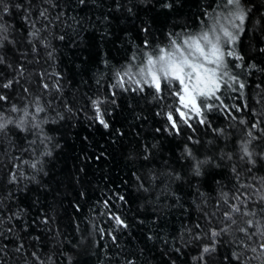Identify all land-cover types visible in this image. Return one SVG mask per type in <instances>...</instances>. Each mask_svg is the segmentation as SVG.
Returning a JSON list of instances; mask_svg holds the SVG:
<instances>
[{
    "label": "trees",
    "instance_id": "1",
    "mask_svg": "<svg viewBox=\"0 0 264 264\" xmlns=\"http://www.w3.org/2000/svg\"><path fill=\"white\" fill-rule=\"evenodd\" d=\"M231 1L242 10L254 9L238 42L245 67L235 68L236 61L229 58L232 70L241 74L245 88L242 93H222L224 107L205 118L210 126L205 127L199 120L189 122V126L176 114L179 128L169 130L166 115L161 117L157 113L162 106L167 113L166 105L175 109V96L165 91L166 99L156 104L151 95L141 99V94L117 89L115 99L117 103L123 102V112L113 121V131L119 129L125 136L116 145L111 137H101V128V132L89 138L91 146L86 142L82 151L80 139L88 134L92 123L87 119L93 114L90 99L111 97L115 71L141 63L171 42L198 32L216 14L226 11ZM17 2L26 4L27 0H9L10 14L4 19L11 29L10 38L18 41L20 51L11 44H6V49L17 67L23 65L24 73L16 77L19 83L11 89H0V94L8 97L0 101V112L18 119L25 108L35 113L39 101L45 111L37 119L48 122L42 125L43 133L31 128L21 131L12 124L5 130L6 135L0 134V211L5 218L22 211L21 219L12 221L17 230L11 235L6 232L8 238L0 244L7 245V253H0V264H124L130 258L127 252L135 251L139 258L141 249L145 250L143 259L148 264H207L208 259L213 264H229L225 259H231L229 235L220 237L223 243L217 244V251L211 256L204 254L203 248L211 246L209 224L223 227L222 193H228L234 203L239 185L247 183L251 187L240 195L252 196L248 204L253 209L264 206L257 198L264 192V160L258 159L249 174L247 169L251 166L246 158L241 159V144L249 139V131L255 137L250 150L254 155L264 154V123L251 128L252 123L264 121V53L259 51L264 47V0H223L219 6L218 0H132L136 5L134 14L127 12L129 0H121L125 8L119 12L115 11L114 0H87L85 5H80L79 0H57L59 7L50 9L53 21L48 25L49 47L37 42L36 52L28 44L29 25L15 8ZM169 3L171 8L167 7ZM40 7L41 0H34L33 9ZM109 8L113 11L105 20ZM258 19L260 25L256 24ZM144 28H148L149 34ZM60 35L65 39H59ZM145 40L150 41L149 49L144 48ZM138 48L137 58L128 64ZM251 64L256 67L249 69L247 65ZM0 71L10 78L14 75L12 69L4 66H0ZM57 76L59 92L54 87ZM45 82L52 87L45 89ZM13 105L18 112L11 111ZM66 106L72 107L75 115L68 114ZM57 112L66 118L60 120ZM240 120L247 123L240 124ZM44 135L51 138L48 148L53 151L52 157L38 155L44 149L39 143ZM34 139L36 158L43 161L48 172L37 179L46 187L25 180L19 187L9 184L11 171L16 170L18 163L16 158L33 156L29 142ZM55 144L62 147L56 149ZM101 145L112 155L101 162H87L86 174L81 173L79 170L86 162L78 157L83 152L98 154ZM205 161L199 165L201 175H195L197 163ZM23 170L26 175L32 174L30 167ZM77 175L80 183L76 181ZM176 175L181 179H175ZM141 184L147 192L140 188ZM82 191L86 192L83 197L79 195ZM117 193L124 195L128 203L117 199ZM109 197L112 199L105 208ZM110 213L122 216L130 225L127 230L113 232L116 243L107 235L116 228L109 219ZM45 216L49 220L47 225L40 222ZM34 217L39 219L32 224ZM25 221L31 224L27 231L23 230ZM148 235L155 239L147 241ZM21 241L26 251L16 253L15 246Z\"/></svg>",
    "mask_w": 264,
    "mask_h": 264
},
{
    "label": "snow or ice",
    "instance_id": "2",
    "mask_svg": "<svg viewBox=\"0 0 264 264\" xmlns=\"http://www.w3.org/2000/svg\"><path fill=\"white\" fill-rule=\"evenodd\" d=\"M34 0H27V3H15V8L18 11L23 13L24 21L29 25L28 31V44L32 46L33 52L37 50V42L42 43L45 48L49 47L50 41L48 40V25H50L53 21L52 15H50V9L58 8L59 4L57 0H41V7L37 9H33ZM87 0H79L80 5H85ZM95 3V0H92ZM115 3V11H122L125 8V5L121 3V0H114ZM223 3V0H218L217 6ZM130 6L127 7V12L129 14H134L133 9L136 7L132 0H129ZM171 4L169 3L167 7L171 8ZM11 5L9 0H0V66H4L5 68L12 69L13 76L10 78L5 72L0 71V89H11L14 84H18L19 80L16 77H22L24 73L23 65H19L17 67V62L11 59L8 55L6 44H11L16 50L19 52L18 41L15 38H10V26L5 22L4 17L10 14ZM113 9L109 8L108 13L105 14L104 19L107 20L109 14L112 13ZM242 15L239 18V29L235 35L230 34V40L226 42L224 46V52L222 55V60L224 61V71L222 75L216 76L211 83L208 84L205 88H197L195 84L192 83L191 79L186 80L183 71H176L171 74L167 71L164 76L157 74V72H153L150 65V58L148 61L149 68L147 73L142 72V78H137L133 80L129 75V71H124L123 66L117 69L114 73L113 79L114 83L111 84V97L105 95L104 97L97 96L95 98L90 99L91 109L93 114L87 116V119L91 120L92 123L87 130V135L83 136L80 139V143L83 146L85 143H88V146H91L90 137L94 136V133L97 131L101 132V128L104 129L101 132V137H111L112 143L119 145L121 138L125 136V133L120 132L119 129H115L113 131V121L117 118L121 117V113L123 112V102L117 103L115 97L117 95V89L121 91H131L134 94H141V99H147L149 95L152 97V101L156 104H159L161 100H165L164 92L168 91L170 95L175 96L178 99L179 107L173 109L171 105H166L168 108L167 113L164 111V106L161 107V111L157 113V115L164 117L166 115V121L169 125V130L178 129L179 123L174 117L178 113L180 121L184 124L190 125V120L194 117L199 118V123L204 125L205 127L210 126V121H207L205 118L209 113L214 112L218 107L223 108L224 103L222 100V93L224 91H232V92H241L245 88V83L241 79V74L238 72H234L232 70V66L230 65L229 58L231 60L236 61L235 68H243L244 65V56L240 54L238 49V42L240 40L241 35L245 32V21L249 19L254 14V9L252 7H244L242 10ZM264 15V14H262ZM55 19L58 21L60 19V14L57 13L55 15ZM79 23V21H77ZM261 21L258 19L256 21L257 25H260ZM144 32L149 34L148 28H144ZM41 33H45V35H41ZM174 35L173 33H169V36ZM59 39H65L64 35H60ZM144 48H150V41L145 40ZM140 51V49H136V53L132 56V58L128 61V64H131L133 60L137 58L136 54ZM260 53H264V47L259 49ZM22 56L26 55V53L21 52ZM52 53L49 52V56ZM249 69L255 68V64L247 65ZM196 81H199V73L194 72ZM173 81V83H168V78ZM99 83V82H98ZM44 88L49 89L50 86L47 82L44 83ZM56 91H60L59 79L57 76V83L55 84ZM25 91H28L25 89ZM8 97L6 95L0 94V101H6ZM219 102V103H217ZM136 103H139V100H136ZM107 105V106H106ZM111 107V111H109V107ZM135 109H133L134 111ZM237 111L240 110L239 107L236 108ZM12 112H18L19 110L15 105L11 108ZM45 111V108L40 105L39 101H37L35 113H30L27 108L23 110V115L18 119H11L5 117L2 112H0V134L6 135V129L9 125L14 124L21 131H29V129H38L40 133H43L42 125L47 123V119H37V115ZM65 111L70 115H75L73 112V108L70 106H66ZM57 116L60 120H64L66 117L63 113L57 112ZM139 118V117H137ZM32 121H36L33 125ZM240 124H246L245 120H240ZM260 123H264V121L258 120L256 123L251 124V128L255 129L259 126ZM157 131H161V129H157ZM119 133V136L116 135ZM264 134V133H262ZM249 139L241 144V159L244 160L246 158L247 165L251 167L247 169L248 173L251 174L253 169L256 167V164L259 160H264V154H255L252 150H250L249 145L252 143V140L255 139L253 132L249 131L247 133ZM51 142V138L44 135L39 139V143L44 145V149L39 151L38 155L41 157H52L53 151L48 148V144ZM37 144V140H32L29 142V147H32L33 156L29 159H24L23 156L17 157V165L16 170L11 171L8 182L9 184H15L19 187L22 180L29 181L40 185L41 187H46V185L41 184V181L37 179V177L43 173V175L47 176L48 172L44 170L43 161L36 158L37 149L33 147ZM62 146L60 144H55L54 148L60 149ZM101 150L99 153H88L83 152L82 158L86 163L84 167L80 168L81 173L86 174L87 162H91L93 159L97 162H101L103 160H107L108 156L112 155V153L107 152V149L104 148L103 145L100 146ZM28 149H25L27 152ZM185 151H188L185 149ZM131 154V153H130ZM191 155V153H188ZM231 159V156L228 157ZM147 159V156H145ZM22 162V163H21ZM200 163L198 162L195 168V175H201L200 172ZM25 167H30L32 170L31 175H26L23 170ZM233 172L237 174V179H239V172L234 167ZM139 178V177H138ZM175 179L179 180L181 177L176 175ZM77 183H80V176H76ZM261 184L264 185V179L261 180ZM27 185H25V188ZM251 186L247 183L240 184L237 189V195L233 198L234 203L230 201L228 193H222V216L221 223L223 227H213V225L209 224L210 229V239L211 246H205L203 248L204 254H209L211 256L212 253L217 251V244L223 243L220 240V237L223 235H229L230 246L232 247L231 259L229 257H225L226 260L229 261V264H232V261H235L236 264H264V206L257 205L255 209H253L248 201L252 199V196H243L240 195L241 192L246 191ZM140 188H143L145 192L148 191L147 188L143 187V184L140 185ZM81 197L86 195V192L82 191L79 194ZM9 198H11L12 193H8ZM116 198L121 202L127 204L128 201L125 199L124 195L116 194ZM257 198L264 202V192L258 194ZM112 197H109L108 200H105L104 207H109V201ZM37 203H39V198H37ZM10 210V209H9ZM22 216V211H18L9 215L7 218L3 215V211H0V244L4 239H7L8 236L5 234H14V230H17V225L13 223L14 220H20ZM39 217H34L32 220V224H35ZM109 219L113 221L116 225V228L113 229L112 232H108L107 235L112 237L113 243H116L117 237L113 235V232L119 229H129L130 225L126 222L125 218L120 215H116L115 213L109 214ZM44 225L49 223L48 218L45 216L43 220L40 221ZM5 225L7 228L5 229ZM31 227L27 221L23 224V230L27 231V229ZM200 227V225H197ZM103 231V230H101ZM16 239H20L19 236ZM38 240L39 237H36ZM155 239L154 236L148 235L146 237L147 241H153ZM195 239H200L199 236H196ZM117 247L119 245L117 244ZM16 253H22L26 251L24 243L21 241L18 245L15 246ZM144 249L140 250V257L137 258L135 251H129L126 253L127 258L124 261V264H148L146 259H143ZM0 253H7V245H3L0 247ZM33 256H37L35 252H33ZM39 257L37 256V259ZM204 259L205 257L202 255L201 257ZM207 264H213L212 259H208Z\"/></svg>",
    "mask_w": 264,
    "mask_h": 264
},
{
    "label": "rangeland",
    "instance_id": "3",
    "mask_svg": "<svg viewBox=\"0 0 264 264\" xmlns=\"http://www.w3.org/2000/svg\"><path fill=\"white\" fill-rule=\"evenodd\" d=\"M241 10H242L241 7L235 1H231L228 9L222 13L216 14L213 18H211L207 26H205L204 28H202L201 30H199L194 34H190L184 37L180 41H174L175 45H178L185 52V54H187L190 51V49L185 46L184 42L189 38H195L197 40H200V43L204 46V50L207 51L208 45L201 39L202 36L207 35L209 39H214V37H219V39L216 40L215 42L219 44L222 52H224V46L226 42L230 40V36H224L223 32L221 31V27L223 26V28L227 29L231 35H235L240 27L239 19L235 18V16ZM161 49H163L165 53L175 51L173 42H171L170 44L160 48L159 52H157L156 54L148 56L143 62L126 66L124 71L130 70L129 75L133 80L137 78H142V72L146 74L148 71L149 68L148 61L149 58H151L153 61L152 67H154L155 72H157V74L163 77L164 74L167 72V69L161 70L162 62H160L158 59L161 55ZM189 59L192 58L189 57ZM201 62L204 64L205 68L212 70L215 73V77L222 75L224 71V61H222L223 67H221L220 61H217L215 63H208L207 61H201ZM189 72H191L189 68L184 69V73H189ZM185 78L186 80L191 79L192 83L195 84L197 88H205L209 84V82L206 80L203 82L196 81L194 72H191V75H185ZM168 83L170 84L173 83L170 77L168 78ZM177 107H179L178 99H177L176 108ZM194 120H199V118L194 117L192 120H190V122Z\"/></svg>",
    "mask_w": 264,
    "mask_h": 264
},
{
    "label": "clouds",
    "instance_id": "4",
    "mask_svg": "<svg viewBox=\"0 0 264 264\" xmlns=\"http://www.w3.org/2000/svg\"><path fill=\"white\" fill-rule=\"evenodd\" d=\"M242 14L243 13L241 10L236 14L235 18L239 19ZM221 31L223 32L224 36H230L229 31L223 28V26L221 27ZM201 39L208 45L207 51L204 50V46L200 43V40H197L195 38H189L188 40H185V46L190 49L187 54H185V52L178 45H175L174 41V52L165 53L164 50L161 49V55L158 58L159 61L162 62L161 70L167 69L169 74H171L176 71L184 72L185 68H189L191 72L199 73V82H203L206 80L211 83V81L215 79V73L212 70L205 68L204 64L201 61H207L208 63H215L217 61H220L221 67H223V52L219 44L215 42L219 39V37L209 39L207 35H204L201 37ZM189 57H191L192 59H189ZM152 64L153 61L150 58L152 71L155 72ZM191 72L184 73V75H191Z\"/></svg>",
    "mask_w": 264,
    "mask_h": 264
}]
</instances>
